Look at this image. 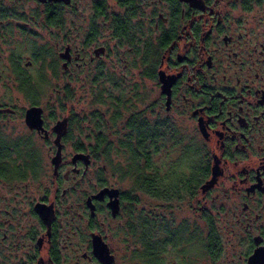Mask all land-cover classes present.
Wrapping results in <instances>:
<instances>
[{"label":"flooded vegetation","instance_id":"obj_1","mask_svg":"<svg viewBox=\"0 0 264 264\" xmlns=\"http://www.w3.org/2000/svg\"><path fill=\"white\" fill-rule=\"evenodd\" d=\"M38 2L43 22L57 28L61 39L60 73L54 71L63 85L61 95L69 97L68 85L76 79L72 67H89L92 80L108 86L102 100L109 103L105 147H119L110 135L124 122L113 125L110 116L127 109L126 85L133 86L131 113L138 131L155 128L166 141L174 132L181 135L190 162L184 175L191 184L154 193L196 198L192 208L198 221L184 224L185 236L194 242L184 264H250L254 255L257 264H264V0H90L81 31L73 19L76 0ZM65 10L73 13L69 29ZM16 66L12 62L13 72ZM30 80L25 74V84ZM113 88L119 89L116 96ZM25 95L24 113L31 106L42 109L43 128L25 126L42 138L39 145L51 155V175L42 174L47 170L40 164L38 144L27 136L25 155L36 157V167H25V184L7 183L9 194L0 195V264H147L141 215H131V183L124 189L105 176L86 179L96 158L81 149L84 142H71L70 160L65 152L79 116L52 114L49 125L37 94ZM58 97L56 104L62 101ZM14 113L13 107L0 105V117ZM62 119L66 128L55 167L53 127ZM0 144L12 148L16 141L0 138ZM76 153L87 157L73 159ZM11 159H16L14 151ZM101 167L106 171L105 163ZM106 188L116 194L101 192ZM115 199L113 215L109 203ZM127 210L128 220L123 217ZM120 218L125 220L112 221ZM159 228L171 240L176 232L173 222L153 223L148 264L158 263ZM95 238L104 245L100 252Z\"/></svg>","mask_w":264,"mask_h":264},{"label":"rangeland","instance_id":"obj_2","mask_svg":"<svg viewBox=\"0 0 264 264\" xmlns=\"http://www.w3.org/2000/svg\"><path fill=\"white\" fill-rule=\"evenodd\" d=\"M77 6L75 9L76 18L73 17L75 24L79 27L80 31L84 30L86 22L82 20L88 13V6L90 0H76ZM43 5L38 0H0V105L11 106L15 109L13 115H2L0 117V138L7 142H15L18 140L25 141V138L29 136L33 143H37L36 151L40 158V164L47 171H41L43 175H51L50 157L47 155V149L39 145L43 140L37 134H30L29 130L24 123V110L29 106L28 97L18 89L17 76L13 72L12 62L15 63L24 74L31 77L33 82L38 83V90L36 100L44 107L46 121L49 125H52L54 119L52 117H62L66 114H76L79 119V127L72 125V137H68L66 150L68 153V160L72 154L71 142L83 141L87 142L86 135L91 133L93 121V114L97 113L102 115V120L108 118V104L100 102L105 97L107 92V85L103 84L99 79L92 80L94 75L89 71V67H83L82 69L74 70L72 67V75L75 76L68 88L70 90L69 97H66L60 89L63 85L59 82L58 78L54 74V70L50 68L51 64L55 65V72L59 74L61 68L60 62L57 63L59 57L58 51L61 47V39L57 33V28L47 26L43 22ZM66 17V25L70 27V17L73 13L69 10L63 12ZM45 52L43 59L35 60L37 53ZM12 60V62H11ZM28 61L27 66L25 65ZM42 75L43 78H39ZM126 104L127 109L122 112L120 122L125 123L126 117L134 112V100L132 95V85H126ZM119 89L113 88L115 96ZM62 100L61 103L56 104V100ZM58 102V101H57ZM130 106V107H129ZM51 113V114H50ZM103 113H105L103 115ZM95 118V117H94ZM122 120V121H121ZM124 120V121H123ZM118 121V122H119ZM181 124V121H177ZM118 128V127H117ZM122 126L120 127L119 134L122 132ZM104 130H106L104 128ZM180 135V134H179ZM117 133H111L110 138L113 142L117 141ZM184 153L183 140L172 149L166 150L160 149L154 153L152 158L155 165H161V163L176 160L179 153ZM115 161L121 163L124 162V156L121 154L112 156ZM105 163L103 159H94L92 165L88 169L86 179L90 177L94 180L96 175L105 176L107 182L115 184L121 188H127L130 185V178L121 179V173L115 172L111 167H107L106 171H100V167ZM122 165V164H121ZM190 162L188 157L181 158L179 161L171 164L172 175L176 176L181 171L186 172V168L189 167ZM49 168V169H48ZM100 172L103 174L101 175ZM178 173V174H176ZM185 174V173H184ZM46 177V176H45ZM40 180L35 181L34 183ZM15 187L17 184H25V178L18 181L4 182L0 180V195L9 194L8 184ZM8 186V187H7ZM138 200L136 203L131 204V215L136 216L137 213L148 214L152 216L154 222H173L174 231L176 234L175 240L179 239L176 243H171V239L166 237L165 230L161 228L157 229L155 238L161 242V249L158 250L157 261H161L163 264H184L187 259L186 251L191 248V244L194 243L193 238L186 237L184 230L185 222L190 223L192 221H198L194 213L192 205L196 200L180 195L181 198L175 197L169 199H160L158 196L152 197L148 194H144L141 191L137 192ZM211 200H208V203ZM220 203V200H219ZM206 204V205H207ZM129 210L125 212L123 217H129ZM157 217V218H156ZM131 218V217H130ZM124 221L125 219L112 220L113 222ZM128 220V219H127ZM194 227V226H192ZM194 229V228H193ZM195 230H193L194 232ZM186 235V236H185ZM173 246V248H172ZM143 262L147 263L148 260L142 257ZM131 263V262H130Z\"/></svg>","mask_w":264,"mask_h":264},{"label":"trees","instance_id":"obj_3","mask_svg":"<svg viewBox=\"0 0 264 264\" xmlns=\"http://www.w3.org/2000/svg\"><path fill=\"white\" fill-rule=\"evenodd\" d=\"M50 11V10H49ZM45 52L37 53L35 56L36 60L43 59ZM50 68L55 71V65L51 64ZM14 73L17 76L18 89L25 94L36 95L38 90V83L33 80L28 81L25 84V74L18 67H14ZM43 78L42 75L39 77ZM70 94V93H69ZM102 102V100H100ZM95 117V118H94ZM93 120H97V126L95 130L91 131L90 134L86 135L87 142L84 143L81 148L83 151L89 152L94 158L105 159V165L111 167L113 171L121 173V179L130 178L132 202H137V192L141 191L144 194H148L152 197L158 196L160 199L173 198L175 195L181 198V194L167 195V194H155V190L166 191L173 190L177 192L180 189L187 188L191 181L185 179L184 172H180L178 175L173 176L171 164L179 161L181 158L188 157V151L184 150V153H179L177 159L161 163V165H155L153 161V154L158 152L160 149L166 148L168 150L175 148L181 141V135L174 132L173 139L166 141L160 139L161 134L157 129L147 128L141 132L137 130V118L134 113H130L125 119L124 127L122 132L119 134V130L116 129L114 133H117V142L119 147L111 146L105 147L104 144L107 142L108 135L104 131V121L100 114L94 113ZM121 115L119 112L111 114L110 119L113 125L120 120ZM170 141V143H169ZM155 146V143H157ZM108 143V142H107ZM110 144V143H109ZM15 147V148H14ZM10 148V145L0 144V178L6 179V181L22 180L25 178V167H29L35 171L36 157L32 155H25V141L18 140L16 145ZM16 153V159H11V153ZM121 154L124 157V162L115 161L112 156ZM122 164V165H121ZM187 169V168H186ZM100 171H104L103 167H100ZM176 198V197H175ZM134 204V203H133ZM141 241L143 251L142 257L146 258L148 262L151 258L150 246H151V231L153 229L154 220L152 216L148 214H141ZM166 222V221H165ZM176 232L174 233L173 243H176L179 239L175 240ZM161 246V242L159 244ZM147 262V264H148ZM157 264H163L161 261Z\"/></svg>","mask_w":264,"mask_h":264},{"label":"water","instance_id":"obj_4","mask_svg":"<svg viewBox=\"0 0 264 264\" xmlns=\"http://www.w3.org/2000/svg\"><path fill=\"white\" fill-rule=\"evenodd\" d=\"M44 1V0H41ZM65 2H68V0H63ZM41 108L38 106H31L29 107L26 112L24 113V123L27 124V126L29 128H36V129H42V118H41ZM66 128V121L65 119L59 120L55 123L53 130L57 133V137L55 138V142L57 143L58 147H57V151L55 153V155L52 157L51 162L52 164L56 167L58 165V163L60 162L61 159V143H60V137L63 134V132L65 131ZM86 155L83 153H76L73 157V159L75 158H83L86 159ZM213 181L210 180L207 182L206 186H209ZM116 189H104L101 192H108L110 195L116 194ZM109 206L113 212V215L118 211V204H117V200H113L109 203ZM104 247V245L102 244V242L99 241V239L95 238L94 239V248L100 252L101 247ZM100 247V248H99ZM99 248V249H98ZM258 261V257L256 255H254L251 260H250V264H257Z\"/></svg>","mask_w":264,"mask_h":264}]
</instances>
